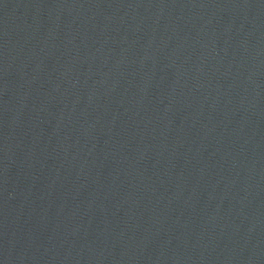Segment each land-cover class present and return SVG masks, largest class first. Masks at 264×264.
I'll list each match as a JSON object with an SVG mask.
<instances>
[{
  "label": "water",
  "instance_id": "water-1",
  "mask_svg": "<svg viewBox=\"0 0 264 264\" xmlns=\"http://www.w3.org/2000/svg\"><path fill=\"white\" fill-rule=\"evenodd\" d=\"M0 264H264V0H0Z\"/></svg>",
  "mask_w": 264,
  "mask_h": 264
}]
</instances>
